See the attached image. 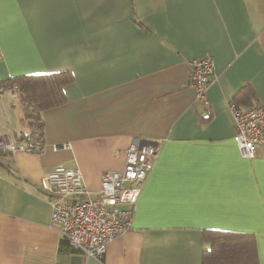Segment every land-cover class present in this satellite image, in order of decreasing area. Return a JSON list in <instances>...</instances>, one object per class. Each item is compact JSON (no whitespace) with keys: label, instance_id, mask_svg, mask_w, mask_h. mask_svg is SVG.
<instances>
[{"label":"crops","instance_id":"obj_1","mask_svg":"<svg viewBox=\"0 0 264 264\" xmlns=\"http://www.w3.org/2000/svg\"><path fill=\"white\" fill-rule=\"evenodd\" d=\"M205 56L207 106L187 85ZM58 72L74 82L43 113L42 150L0 151V264H204L230 234L253 237L264 264V145L240 156L229 109L264 107V0H0V80ZM13 94H0V138L19 143ZM136 142L163 148L132 229L87 258L52 227L41 180L64 165L98 193Z\"/></svg>","mask_w":264,"mask_h":264},{"label":"built area","instance_id":"obj_2","mask_svg":"<svg viewBox=\"0 0 264 264\" xmlns=\"http://www.w3.org/2000/svg\"><path fill=\"white\" fill-rule=\"evenodd\" d=\"M215 81V63L211 57L189 62L187 85L195 90L196 100L205 106L209 104L208 91ZM13 95L17 98V94ZM229 109L233 139L240 156L252 160L264 145V107L242 109L232 102ZM162 148L161 142L132 144L122 171L102 173L98 193L88 190L80 169L56 166L41 180L51 204L52 227L87 258L101 259L113 240L132 229L137 202ZM0 151L14 154L26 151V146L6 135L0 138Z\"/></svg>","mask_w":264,"mask_h":264},{"label":"trees","instance_id":"obj_3","mask_svg":"<svg viewBox=\"0 0 264 264\" xmlns=\"http://www.w3.org/2000/svg\"><path fill=\"white\" fill-rule=\"evenodd\" d=\"M73 82L70 72L23 75L0 80V94L6 91L16 93L23 107L22 123L29 131L22 132L18 140L26 146L27 151L42 150L43 113L65 102V88ZM212 242L214 247L206 252L204 264H260L255 241L251 236L230 234Z\"/></svg>","mask_w":264,"mask_h":264}]
</instances>
